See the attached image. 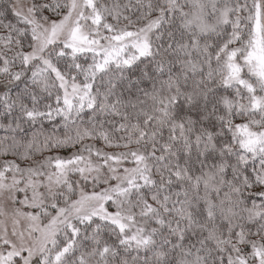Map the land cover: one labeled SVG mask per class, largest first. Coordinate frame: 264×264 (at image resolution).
<instances>
[{
  "label": "snow or ice",
  "instance_id": "1",
  "mask_svg": "<svg viewBox=\"0 0 264 264\" xmlns=\"http://www.w3.org/2000/svg\"><path fill=\"white\" fill-rule=\"evenodd\" d=\"M0 264H264V0H0Z\"/></svg>",
  "mask_w": 264,
  "mask_h": 264
}]
</instances>
